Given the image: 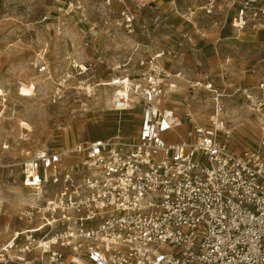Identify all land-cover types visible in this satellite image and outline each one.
<instances>
[{
    "label": "built area",
    "instance_id": "obj_1",
    "mask_svg": "<svg viewBox=\"0 0 264 264\" xmlns=\"http://www.w3.org/2000/svg\"><path fill=\"white\" fill-rule=\"evenodd\" d=\"M199 1L206 15L235 11L237 29L264 25V0ZM164 55L140 59L135 79L109 81L118 87L117 110L142 104L135 141L99 137L22 161L19 181L34 191L35 205L20 219L37 214L40 222L0 247V264H34L19 254L34 244L38 264H264V55L233 92L227 82L192 81L212 93L213 110L185 132L165 95L181 73L165 68ZM237 93L256 116L254 147L242 146L229 124L224 99ZM14 174L10 168V181Z\"/></svg>",
    "mask_w": 264,
    "mask_h": 264
},
{
    "label": "rangeland",
    "instance_id": "obj_2",
    "mask_svg": "<svg viewBox=\"0 0 264 264\" xmlns=\"http://www.w3.org/2000/svg\"><path fill=\"white\" fill-rule=\"evenodd\" d=\"M199 4V0H0V247L20 229L40 222L37 214L32 222L20 219L35 199L34 191L19 181L22 161L39 150L99 138L87 136V123L99 104L79 87L91 85L96 96H105L110 87L100 83L122 74L137 78L140 59L165 50L161 59L165 68L181 73L172 80L178 85L176 94L190 98L191 107L185 109L167 96L185 132L193 117L207 123L213 110L212 93L193 89L192 81L212 80L219 88L227 82L233 92L239 82H247L245 77L251 79V69L264 55V25H250L249 37L237 39L235 11L206 15ZM41 65L47 66L45 72ZM41 77L33 96L19 95L23 84ZM224 102L236 139L244 147H254L259 137L256 116L239 93ZM134 111L142 112L140 101ZM20 120L28 121L34 131L20 129ZM62 134L68 135L63 145ZM5 143L11 146L7 150ZM10 168L15 182L8 179ZM33 247L19 254L38 264L41 250Z\"/></svg>",
    "mask_w": 264,
    "mask_h": 264
},
{
    "label": "bare ground",
    "instance_id": "obj_3",
    "mask_svg": "<svg viewBox=\"0 0 264 264\" xmlns=\"http://www.w3.org/2000/svg\"><path fill=\"white\" fill-rule=\"evenodd\" d=\"M183 18V15H181ZM248 37L247 32L245 29H237V35L236 38H244ZM120 67V66H118ZM37 79L34 82H30L29 84H23L20 87L19 95L24 97H31L35 94L36 90V83L42 84L43 80ZM100 85H106V87H110V91L106 92V95H99L96 96V93L93 91V87L91 85H87L84 87L83 85L79 88H84L86 90V94L89 95L92 98L93 103L95 105L99 104L98 108L93 112V116L87 123V136L88 138L92 136L99 135L98 137L102 138H111L116 135H120L122 137H126L129 141H135L137 139L140 125H141V114L135 113L134 109L135 106L132 105V108L128 111H119L116 109V107L113 104V100L116 95V90L118 87L110 86L109 82H103L100 83ZM178 90V85H175ZM2 91V90H1ZM166 96L170 97L172 100L179 102L185 109H189L191 107L190 105V98L188 95L181 96L179 94L174 93V91H171L169 86L166 87ZM104 97V98H103ZM103 98V102H101L99 99ZM191 120L195 121V118L193 117ZM1 126L3 130L5 129V124L1 123ZM19 128L23 130H27L29 132L34 131V127L28 122L24 120L19 121ZM68 135L62 134L60 137L61 144H64L63 139L68 138ZM71 136V135H70ZM88 140V139H87ZM59 141V140H58ZM92 141V139L88 140L87 142ZM11 146L7 143H5V146L3 148L5 150L9 149ZM46 148V147H45ZM32 198V197H31ZM7 229L9 231L10 226H7Z\"/></svg>",
    "mask_w": 264,
    "mask_h": 264
},
{
    "label": "crops",
    "instance_id": "obj_4",
    "mask_svg": "<svg viewBox=\"0 0 264 264\" xmlns=\"http://www.w3.org/2000/svg\"><path fill=\"white\" fill-rule=\"evenodd\" d=\"M246 31V30H245ZM248 34V33H247ZM253 36V33L250 35V37H252ZM248 37H249V35H248ZM141 114V113H140Z\"/></svg>",
    "mask_w": 264,
    "mask_h": 264
}]
</instances>
